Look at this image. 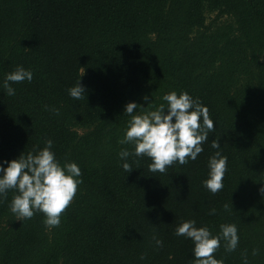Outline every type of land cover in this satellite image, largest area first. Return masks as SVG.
Returning a JSON list of instances; mask_svg holds the SVG:
<instances>
[{
	"label": "trees",
	"instance_id": "trees-1",
	"mask_svg": "<svg viewBox=\"0 0 264 264\" xmlns=\"http://www.w3.org/2000/svg\"><path fill=\"white\" fill-rule=\"evenodd\" d=\"M20 65L33 79L8 96ZM171 91L208 107L216 130L203 152L165 173L147 156L122 160L134 152L119 142L126 105H166ZM48 140L83 183L53 228L41 212L17 220L13 191L0 197V264H194L193 242L175 234L187 220L214 235L235 224L237 248L221 241L215 258L264 264V0H0V165ZM217 151L228 171L212 194L203 181Z\"/></svg>",
	"mask_w": 264,
	"mask_h": 264
},
{
	"label": "clouds",
	"instance_id": "clouds-1",
	"mask_svg": "<svg viewBox=\"0 0 264 264\" xmlns=\"http://www.w3.org/2000/svg\"><path fill=\"white\" fill-rule=\"evenodd\" d=\"M32 79L33 72L20 65L6 75L3 88L8 96H13L15 89L12 84L25 80L31 82ZM68 91L73 99H84L85 88L80 81ZM144 99L147 101L148 97L145 96ZM162 99L166 105L161 103L151 108V103L147 108L134 102L128 103L125 114L130 120L124 138L119 141L121 144L134 145V152L124 149L119 153L122 160L129 156H147L152 161L149 171L153 173H165L176 162L185 165L189 159L195 161L203 152L202 145L208 141L209 133L216 130L208 107L199 99H193L187 91L179 95L171 91ZM53 111L59 114L58 109ZM211 147L219 149L221 144L213 140ZM52 148L53 142L48 140L42 150L37 146L26 155L22 153L18 159L5 161L7 168L0 165V197L7 199L9 191L16 193L10 204L11 212L16 215L17 220L22 221L41 212L46 217L44 224L47 228L60 225L62 215L74 200L79 185L83 183L80 179V167L75 162L61 165ZM122 166L128 173L133 170L130 163L125 162ZM208 166L209 178L203 184L212 194H216L224 187L228 157L217 151L210 158ZM260 192L264 194V187ZM215 211L212 209L210 214H215ZM175 234L193 242L194 264H224L223 259H217L214 255L220 248L221 241L225 242L227 252L234 251L239 244L238 228L235 224H221L220 232L214 235L209 227H197L195 220H187L176 228ZM156 243L158 246L163 245L161 240ZM256 254L254 250L253 255ZM140 258L145 259V256Z\"/></svg>",
	"mask_w": 264,
	"mask_h": 264
},
{
	"label": "rangeland",
	"instance_id": "rangeland-1",
	"mask_svg": "<svg viewBox=\"0 0 264 264\" xmlns=\"http://www.w3.org/2000/svg\"><path fill=\"white\" fill-rule=\"evenodd\" d=\"M214 17H215V13L208 14L207 15V22L209 23ZM224 20L232 21V18H230V17H224L222 19V21H224Z\"/></svg>",
	"mask_w": 264,
	"mask_h": 264
}]
</instances>
